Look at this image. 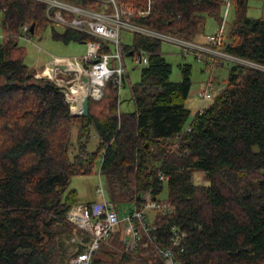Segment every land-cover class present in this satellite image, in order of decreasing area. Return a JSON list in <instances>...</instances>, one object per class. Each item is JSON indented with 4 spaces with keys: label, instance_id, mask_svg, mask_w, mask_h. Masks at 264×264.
<instances>
[{
    "label": "trees",
    "instance_id": "obj_1",
    "mask_svg": "<svg viewBox=\"0 0 264 264\" xmlns=\"http://www.w3.org/2000/svg\"><path fill=\"white\" fill-rule=\"evenodd\" d=\"M64 1L95 12L116 7L122 21L188 42L202 30L204 14L220 26L228 2L232 22L215 47L240 61L230 59L224 86L191 116L190 64L180 65L182 79L171 81V64L161 52L165 40L126 28L131 43L120 38V53H147L139 80L131 84L124 76L134 110H119V93L108 81L100 115L90 112L92 99L86 116L72 115L62 90L34 78L36 71L24 63L21 30L34 23L31 35L50 28L64 44L98 40L101 52L112 46L77 29L56 30L40 0H0V264L64 263V240L72 236L66 215L79 203L70 180L92 173L96 162L119 216L144 211L148 198L173 209L153 214L148 245L143 235L133 253L113 251L108 244L120 246L119 229L100 244L91 264H165L157 247H171L178 264H264V16H248V0ZM223 59L202 58L212 64ZM73 128L77 151L71 157ZM91 130L98 143L89 152ZM164 188L168 195L160 200Z\"/></svg>",
    "mask_w": 264,
    "mask_h": 264
},
{
    "label": "built area",
    "instance_id": "obj_2",
    "mask_svg": "<svg viewBox=\"0 0 264 264\" xmlns=\"http://www.w3.org/2000/svg\"><path fill=\"white\" fill-rule=\"evenodd\" d=\"M47 5V15L55 27L63 29L70 27L90 34L93 37L108 41L112 46L110 51L101 52V42L98 40H89L86 45V52L80 57H53L45 68L42 69L39 78L47 77L54 80L59 87H66L67 84L72 85L71 90L65 93L66 102L75 101V106L70 105L69 109L72 113H80L82 111L81 101L87 96L91 99H100L105 93V87L108 81L117 88L124 85L125 66L122 64L120 53V32L122 28L135 29L149 35L156 36L163 40L175 42L184 47L185 53L194 54L198 60L206 55L223 57L235 61H240L235 57L226 55L217 50L215 45L221 43V34L223 30V22L218 28L216 37L212 38L211 45L194 44L176 37L153 32L142 27L134 26L120 19L123 11L115 7L113 13L95 12L85 8L78 7L71 3L61 0H40ZM51 1V2H50ZM113 1V0H111ZM229 4L227 2L228 7ZM147 11H141L145 14ZM25 36L29 38V30L27 26L23 27ZM132 58L135 64L144 65L147 63V53L142 49L132 50ZM119 61V65L116 61ZM60 65L63 67L61 68ZM65 83H67L65 85ZM75 85V86H74ZM78 88L80 94H76L73 88ZM74 88V89H75ZM219 90V89H218ZM214 88V83L208 81L202 89L198 91V101L201 107L199 112L206 106V103L218 91ZM214 91V92H213ZM160 179L164 180V176L160 175ZM97 193L102 196V202L95 207H88L85 203L74 205L66 215V221L73 227L78 228L88 235V241L84 244V250L69 257L63 264H91L93 253L99 248L100 244L111 235L121 230L119 241L120 250L124 253H133L136 247L141 244L144 239L143 235L148 238L143 245L146 246L151 242L150 230L155 229L152 218L147 217L144 211H171L173 206L168 203H161L155 199H146L143 204L144 211L133 210L128 214L119 216L113 205L105 197L104 189L99 184ZM173 245L180 244V238L176 235L172 242ZM157 253L164 257L165 264H178L174 258L171 247H157Z\"/></svg>",
    "mask_w": 264,
    "mask_h": 264
},
{
    "label": "rangeland",
    "instance_id": "obj_3",
    "mask_svg": "<svg viewBox=\"0 0 264 264\" xmlns=\"http://www.w3.org/2000/svg\"><path fill=\"white\" fill-rule=\"evenodd\" d=\"M53 1V0H52ZM64 1V0H61ZM51 2V1H50ZM69 3V2H68ZM233 7L225 5L221 9L220 16L224 19L223 29L224 36L227 34L229 24L232 22V14ZM205 15V24L202 30L197 33L195 38L192 40L194 44L204 43L206 44L211 35L217 33L219 24L216 20L208 14ZM247 15L250 17H261L264 16V0H248V9ZM48 16V15H47ZM1 17L2 12L0 11V42L3 40V32L1 28ZM58 28V27H56ZM67 28V27H66ZM61 31V29H56ZM21 36L18 38L17 43L19 47L24 50V63L30 68L34 69L36 72L34 74V78L36 79H46L50 80L54 83L58 88H60L65 97V93L68 90H71L72 85L65 83L66 87H59L54 80H51L47 77L39 78V75L42 72V69L45 68L46 64L52 60L53 57H80L83 56L86 52V45L84 43L78 42H70L68 44H64L60 41L54 40L52 38V30L50 28H46L42 33L41 37L36 35L29 34V38L27 39L24 31L21 30ZM120 38L122 43L130 44L131 43V33L126 29L122 28L120 32ZM183 47L175 42L171 41H163L161 45V52L163 53L166 61L171 64V81H179L182 79V72L180 65L182 64H190L191 72V89L189 96L186 100V107L190 110L191 116L201 107V104L198 101V91L203 88V86L208 81H214V88L217 87V90L221 89L224 86V81H226L228 75V69L231 66L230 59H223L215 64L206 62L204 60H197L194 54L188 53L184 54ZM121 57L122 64L125 66V75L129 77L131 84L136 83L140 78V69L143 65L135 64L133 58L129 55H125L121 49ZM116 64L119 65V61H116ZM75 86V85H74ZM75 88V87H74ZM73 88V89H74ZM218 90V91H219ZM214 92V91H213ZM106 96L100 99H92L90 104V112L96 115H100L101 111L105 106V102L107 99V95L110 94V90L106 89ZM119 110L121 112H129L134 110V105L130 99V92L128 84L126 87H121L119 90ZM84 99V98H83ZM82 99V100H83ZM91 98H89L90 100ZM69 104L75 106V101L67 102ZM82 103V101H81ZM209 102L206 103V105ZM72 115L80 114V113H72ZM76 128H73V133L71 137V147L69 149V155L72 157L77 151L76 144ZM98 143L97 135L94 131L91 130L90 138L86 145V149L89 152L95 150L96 145ZM101 185L105 192V197L107 198V186L106 181L103 175L99 174V164L95 163L92 173L84 174V175H74L72 176L69 184V189L74 188L78 193V201L79 203H90L91 205L98 206L102 202V196L97 193V188H99V184ZM168 195L167 189L164 188L161 193L158 195L160 200L165 199ZM125 209L129 208V204H124ZM146 214H149L151 218H153V211L145 210ZM72 228V236L69 239L64 240L67 246V255L63 262L67 261L71 255L80 251L81 247H84L85 244V232L73 227ZM109 247L113 248V251H118L121 253L119 244H113L110 242L108 244ZM104 259L106 256H103Z\"/></svg>",
    "mask_w": 264,
    "mask_h": 264
},
{
    "label": "water",
    "instance_id": "obj_4",
    "mask_svg": "<svg viewBox=\"0 0 264 264\" xmlns=\"http://www.w3.org/2000/svg\"><path fill=\"white\" fill-rule=\"evenodd\" d=\"M33 28H34V23H32L30 28H29L30 32H33ZM130 54H132V52H130ZM60 67L62 68L63 66L60 65ZM88 102H89V98L87 96H85L84 99L82 100V103H81V108H82L81 114L83 116H86L89 113Z\"/></svg>",
    "mask_w": 264,
    "mask_h": 264
},
{
    "label": "bare ground",
    "instance_id": "obj_5",
    "mask_svg": "<svg viewBox=\"0 0 264 264\" xmlns=\"http://www.w3.org/2000/svg\"><path fill=\"white\" fill-rule=\"evenodd\" d=\"M125 69H126V68H125ZM73 91H75L77 95L80 94V93L78 92V91H80L78 88L73 89Z\"/></svg>",
    "mask_w": 264,
    "mask_h": 264
},
{
    "label": "crops",
    "instance_id": "obj_6",
    "mask_svg": "<svg viewBox=\"0 0 264 264\" xmlns=\"http://www.w3.org/2000/svg\"><path fill=\"white\" fill-rule=\"evenodd\" d=\"M212 36H213V35H211V37L208 39V41H210V40H211ZM208 41H207V42H208ZM200 44H204V43H200Z\"/></svg>",
    "mask_w": 264,
    "mask_h": 264
}]
</instances>
